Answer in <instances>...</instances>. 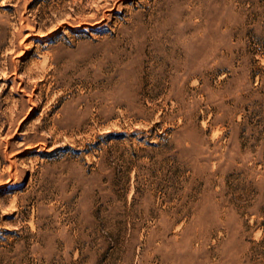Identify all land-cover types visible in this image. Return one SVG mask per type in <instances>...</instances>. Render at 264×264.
Masks as SVG:
<instances>
[{
	"label": "rangeland",
	"instance_id": "obj_1",
	"mask_svg": "<svg viewBox=\"0 0 264 264\" xmlns=\"http://www.w3.org/2000/svg\"><path fill=\"white\" fill-rule=\"evenodd\" d=\"M0 264H264V0H0Z\"/></svg>",
	"mask_w": 264,
	"mask_h": 264
},
{
	"label": "bare ground",
	"instance_id": "obj_2",
	"mask_svg": "<svg viewBox=\"0 0 264 264\" xmlns=\"http://www.w3.org/2000/svg\"><path fill=\"white\" fill-rule=\"evenodd\" d=\"M115 2V1H114ZM114 6V5H113ZM117 6V5H116ZM116 8V7H115ZM98 23V22H97Z\"/></svg>",
	"mask_w": 264,
	"mask_h": 264
}]
</instances>
